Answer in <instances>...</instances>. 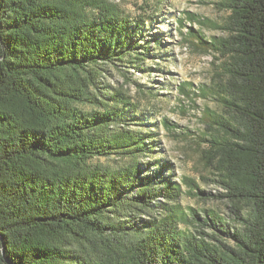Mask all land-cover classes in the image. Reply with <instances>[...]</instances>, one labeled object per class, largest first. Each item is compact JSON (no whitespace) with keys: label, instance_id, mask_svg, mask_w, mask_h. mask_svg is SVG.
Wrapping results in <instances>:
<instances>
[{"label":"trees","instance_id":"obj_1","mask_svg":"<svg viewBox=\"0 0 264 264\" xmlns=\"http://www.w3.org/2000/svg\"><path fill=\"white\" fill-rule=\"evenodd\" d=\"M223 4L228 37L188 35L226 58L205 157L233 231L178 202L167 163L140 161L156 141L132 127L138 103L101 83L107 65L141 68L144 17L101 0H0V264H264V0ZM113 155L125 162H93Z\"/></svg>","mask_w":264,"mask_h":264},{"label":"rangeland","instance_id":"obj_2","mask_svg":"<svg viewBox=\"0 0 264 264\" xmlns=\"http://www.w3.org/2000/svg\"><path fill=\"white\" fill-rule=\"evenodd\" d=\"M101 1L133 19L145 18L139 39L148 50L141 68L107 65L101 80L102 85L123 90L139 105L143 115L132 116V127L152 133L156 141L153 152L140 161L146 164L159 159L167 163L166 172L184 191L178 202L184 208L195 207L203 216L206 211L217 212L233 231L238 223L232 202L222 197L226 190L219 182L221 177L205 157L210 138V119L207 121L205 112L226 114L215 93L226 58L192 44L188 35L194 29L207 39L228 37L223 26L230 12L224 0ZM142 122L145 125H140ZM93 162L116 168L125 161L113 155L96 157ZM206 231L211 232L209 228Z\"/></svg>","mask_w":264,"mask_h":264}]
</instances>
